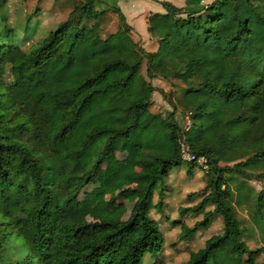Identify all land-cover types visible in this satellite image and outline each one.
<instances>
[{
	"label": "trees",
	"instance_id": "trees-1",
	"mask_svg": "<svg viewBox=\"0 0 264 264\" xmlns=\"http://www.w3.org/2000/svg\"><path fill=\"white\" fill-rule=\"evenodd\" d=\"M99 3H77L28 51L9 27L0 35V264H144L165 244L152 213L164 215L176 198L182 205L170 225L181 242L220 224L180 264H260L236 207L251 193L246 180H264V0H214L197 10L159 2L164 12L147 18L154 50L134 39L119 8ZM108 12L117 29L103 36ZM158 79L182 83L173 111L187 131L173 112H150ZM182 140L208 161L206 172L186 163L188 177L196 169L205 179L186 196L198 197L192 205L165 190L184 163ZM122 141L142 187L110 197L115 212L116 201L138 192L125 220H100L80 197ZM254 196L247 212L262 229L264 191ZM187 216L201 219L190 226Z\"/></svg>",
	"mask_w": 264,
	"mask_h": 264
},
{
	"label": "rangeland",
	"instance_id": "rangeland-1",
	"mask_svg": "<svg viewBox=\"0 0 264 264\" xmlns=\"http://www.w3.org/2000/svg\"><path fill=\"white\" fill-rule=\"evenodd\" d=\"M82 0H4V6L0 12V35L4 33L7 27L13 30L11 33L14 42L23 50L28 51L33 45L37 44L53 27L65 19L70 10ZM102 3L97 4L101 10L107 9L101 7ZM104 4V3H103ZM36 10V11H35ZM117 29L116 17L112 12L104 17L102 35L115 32ZM5 39L7 35L3 36ZM136 40V39H135ZM151 48L149 45L146 47ZM144 66L142 72L144 73ZM153 85L156 91L152 95V105L150 112L158 114L161 117H167L172 112L174 119L180 126L185 124L184 115L180 112L173 111V106L182 97V83L178 80L163 81L153 80ZM134 158V152L128 143L118 142L113 153L107 159V162L102 168L101 174L97 181L91 187L85 189L80 197L81 202L89 204L92 210L100 214V220H125L128 217L130 208L136 199L138 192L132 193L127 199L121 198L115 202V212L108 206V201L111 196L124 189H134L142 187L141 175L142 171L139 168H131L130 161ZM245 160V159H244ZM222 166L224 164H221ZM233 164H229L232 166ZM187 164L183 163L179 168L174 169L171 176L165 180L166 191L172 197H180V200L185 199L183 205L187 203L196 204L199 199L196 193H200L205 187L204 175L200 170H194V176L186 175ZM259 171L253 172L252 175H257ZM240 180V178H238ZM246 186L251 189V193L247 194L248 201L242 202L241 206L236 207V215L242 223V226L249 231L250 237L246 239L247 246L250 249H261L257 262L264 264V247L261 240V231L264 230L257 225L251 227L250 215L247 212L249 206L254 203V194L264 191V180L252 178L246 180ZM192 197H186L189 194H194ZM182 197V198H181ZM186 197V198H185ZM182 205L178 198L170 204L171 210H168L164 215L152 213L161 225V230L164 234L165 244L162 252L154 259H147L144 264H180L186 261L189 254L197 251L203 246L204 240L211 235L217 233L220 229V224L214 222L208 230H201L195 235L194 241L185 243L178 239L179 230L170 225L171 218L176 217V209ZM201 217L194 218L187 216L186 222L192 226L195 221ZM261 235V236H260Z\"/></svg>",
	"mask_w": 264,
	"mask_h": 264
},
{
	"label": "crops",
	"instance_id": "crops-1",
	"mask_svg": "<svg viewBox=\"0 0 264 264\" xmlns=\"http://www.w3.org/2000/svg\"><path fill=\"white\" fill-rule=\"evenodd\" d=\"M163 1L169 2L179 8L197 10L214 0H99L102 3L100 4L101 7L114 6L119 8L125 17L126 23L132 29L134 39L139 41L145 49L149 45L150 50H154L155 45L147 32V18L151 14L164 12L159 4V2Z\"/></svg>",
	"mask_w": 264,
	"mask_h": 264
},
{
	"label": "built area",
	"instance_id": "built-area-1",
	"mask_svg": "<svg viewBox=\"0 0 264 264\" xmlns=\"http://www.w3.org/2000/svg\"><path fill=\"white\" fill-rule=\"evenodd\" d=\"M189 125H190L189 122L186 121L182 127L183 131H187L189 129ZM179 151H180V159L182 162L194 163L205 172L208 170L207 159L203 156H197L194 153H191L184 140L179 141Z\"/></svg>",
	"mask_w": 264,
	"mask_h": 264
}]
</instances>
